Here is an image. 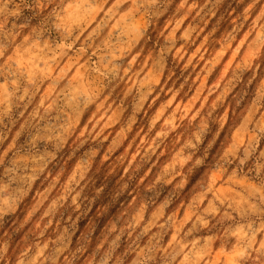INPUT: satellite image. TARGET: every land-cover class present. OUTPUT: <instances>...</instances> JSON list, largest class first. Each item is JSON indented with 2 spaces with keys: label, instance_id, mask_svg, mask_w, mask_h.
<instances>
[{
  "label": "clouds",
  "instance_id": "obj_1",
  "mask_svg": "<svg viewBox=\"0 0 264 264\" xmlns=\"http://www.w3.org/2000/svg\"><path fill=\"white\" fill-rule=\"evenodd\" d=\"M0 264H264V0H0Z\"/></svg>",
  "mask_w": 264,
  "mask_h": 264
},
{
  "label": "rangeland",
  "instance_id": "obj_2",
  "mask_svg": "<svg viewBox=\"0 0 264 264\" xmlns=\"http://www.w3.org/2000/svg\"><path fill=\"white\" fill-rule=\"evenodd\" d=\"M219 52V49L217 50V53H214L213 55L215 56L216 54H218ZM194 54V53H193ZM232 56H234V53H232L231 55H229L228 59H226L224 62H223V66L221 67L220 71L216 74V76L213 78L212 82L211 83H208L207 84V88H211L212 87V84H215V83H219L220 82V79L223 77L224 75V72L227 71L228 69V65L232 62ZM208 60H211L213 59V57H206ZM207 81V77H203L200 81V84L197 86V89L194 90L192 96H195L199 90L200 87L204 86L205 83ZM192 96L189 97V99L187 101H182L185 105V107L188 106V104L192 101ZM205 99H207V95H205ZM163 101L161 102V105L158 106V110H159V107H162L163 105ZM177 103H181V101H178ZM103 115V114H102ZM109 119H111V116H109ZM103 127V126H102ZM120 131H123L122 129H120ZM139 131V129L137 130ZM133 139H135V137H133ZM143 139V137H142ZM131 142V141H130ZM127 150V148L125 149Z\"/></svg>",
  "mask_w": 264,
  "mask_h": 264
}]
</instances>
